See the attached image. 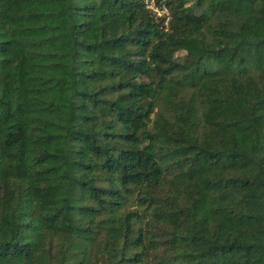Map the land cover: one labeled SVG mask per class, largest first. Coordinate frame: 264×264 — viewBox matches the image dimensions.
<instances>
[{"label":"trees","instance_id":"1","mask_svg":"<svg viewBox=\"0 0 264 264\" xmlns=\"http://www.w3.org/2000/svg\"><path fill=\"white\" fill-rule=\"evenodd\" d=\"M0 0V264H264V0Z\"/></svg>","mask_w":264,"mask_h":264},{"label":"built area","instance_id":"2","mask_svg":"<svg viewBox=\"0 0 264 264\" xmlns=\"http://www.w3.org/2000/svg\"><path fill=\"white\" fill-rule=\"evenodd\" d=\"M147 7L152 9L153 11L157 12L159 15H162L163 13L166 12L165 9H160L154 4V0H146Z\"/></svg>","mask_w":264,"mask_h":264}]
</instances>
